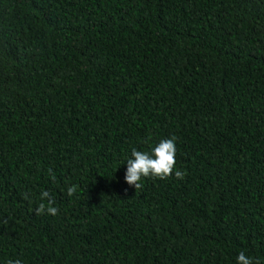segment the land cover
Returning a JSON list of instances; mask_svg holds the SVG:
<instances>
[{
    "label": "trees",
    "instance_id": "1",
    "mask_svg": "<svg viewBox=\"0 0 264 264\" xmlns=\"http://www.w3.org/2000/svg\"><path fill=\"white\" fill-rule=\"evenodd\" d=\"M173 136V173L128 184ZM241 251L264 264V0H0V264Z\"/></svg>",
    "mask_w": 264,
    "mask_h": 264
},
{
    "label": "clouds",
    "instance_id": "2",
    "mask_svg": "<svg viewBox=\"0 0 264 264\" xmlns=\"http://www.w3.org/2000/svg\"><path fill=\"white\" fill-rule=\"evenodd\" d=\"M175 141V136L169 139H162L151 149L150 153L139 151L134 148L132 150V157L135 159L130 158L127 160L128 168L125 177L127 183H135L136 188L139 189L141 187L140 181L142 178L156 177L161 180L168 178L173 173L176 164ZM185 174L186 173H182L178 170L175 171V176L178 179H183ZM75 191V186L67 189L69 196H72ZM47 197L48 192H43L42 199ZM45 207H47V211L50 215L55 216L58 213V209L53 206V201H48L47 205L42 202L37 209V213H43ZM8 264H19V261L13 262L9 260ZM236 264H258V262H254L251 257L245 255V253L241 251L236 257Z\"/></svg>",
    "mask_w": 264,
    "mask_h": 264
}]
</instances>
